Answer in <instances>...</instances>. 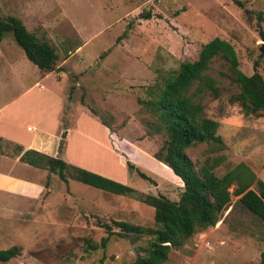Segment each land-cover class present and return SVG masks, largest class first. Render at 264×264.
<instances>
[{
	"label": "rangeland",
	"instance_id": "obj_1",
	"mask_svg": "<svg viewBox=\"0 0 264 264\" xmlns=\"http://www.w3.org/2000/svg\"><path fill=\"white\" fill-rule=\"evenodd\" d=\"M237 1L240 6L233 0H0V17L18 18L26 31L51 46L56 57L52 79H60L52 85L43 81V89L32 86L38 70L8 32L0 39V55L10 60L8 73L0 67V100L31 85L22 99L30 103L29 115L41 118L49 131L61 104L60 129L77 112L92 116L75 124L69 150L77 149V156L105 175L121 174L123 181H116L138 192L176 200L182 189L179 179L165 165L137 153L152 154L166 138L162 126L153 131L159 123L142 102L153 100L163 77L180 62L195 59L212 37L231 45L243 74L256 71L264 82V40L257 32L259 27L264 34V0ZM225 66L221 58L212 60L207 73L219 81L217 94L198 98L203 116L217 123L220 142L193 143L185 153L195 165L217 160L212 169L216 176L241 162L264 182V117L243 116L231 101L235 88L224 77ZM92 120L107 125L106 136ZM102 140L104 150L96 143ZM1 148L17 150L6 142H0ZM124 161L150 180L128 172ZM0 169L37 178L40 185L31 200L0 191V249H18L0 264H126L137 247L147 245L144 235L117 236L111 223L152 225V208L135 197L82 184L67 170L64 182L45 166L37 168L39 175L9 164L0 163ZM263 248L264 223L230 195L219 220L170 249L161 264H256Z\"/></svg>",
	"mask_w": 264,
	"mask_h": 264
},
{
	"label": "trees",
	"instance_id": "obj_2",
	"mask_svg": "<svg viewBox=\"0 0 264 264\" xmlns=\"http://www.w3.org/2000/svg\"><path fill=\"white\" fill-rule=\"evenodd\" d=\"M233 1L240 6V2ZM144 17L147 18L148 14L145 13ZM255 19L259 24L261 15L256 13ZM8 32L26 59L40 72L53 70L56 57L51 46L26 31L18 18L0 17V39ZM257 32L260 39L264 40L259 27ZM217 57L226 65L224 77L235 88L231 101L237 102L243 116L264 117V82L261 76L256 71L249 75L243 74L237 68V59L231 45L223 39L212 37L201 45L195 59L180 62L174 72L165 75L155 98L142 103L154 113L159 123V126L152 127L153 131L156 132L162 126L166 133V138L152 153V157L168 167L180 180L182 189L176 200L138 192L118 181L33 150H26L19 157L30 166H45L48 171L55 170L56 175L64 182V171L67 170L72 180L116 195L132 196L150 206L153 211L151 226L125 221L111 222L118 229L117 236L144 235L149 239L147 245L136 248L137 254L126 264H161L170 249L180 247L193 233L213 226L226 209L230 195L237 197L241 206L264 223V183L255 178L245 164L239 162L216 176L212 169L217 160L195 165L185 153V149L193 143L220 142L215 134L217 123L203 116L198 102L202 93L212 96L217 94L219 81L207 73L210 63ZM102 125L107 127L104 123ZM61 133L63 137L64 131ZM124 165L138 177L150 180L128 161H124ZM252 184L254 189L250 188ZM230 186L231 191L228 190ZM102 227L108 234L112 233L109 224L103 223ZM105 240L106 237H103L99 245L102 246ZM91 247L95 248L96 244ZM17 252L16 246L0 249V261L8 260ZM263 263L264 248L259 252L256 264Z\"/></svg>",
	"mask_w": 264,
	"mask_h": 264
},
{
	"label": "crops",
	"instance_id": "obj_3",
	"mask_svg": "<svg viewBox=\"0 0 264 264\" xmlns=\"http://www.w3.org/2000/svg\"><path fill=\"white\" fill-rule=\"evenodd\" d=\"M1 66L4 69L7 68V73L10 71V60L2 53L0 55V67ZM53 78L54 80L52 79V71L44 73L38 70V76L33 81L32 86H38L39 88L43 89L42 82L46 81L47 79L50 81V85H52L53 81H60L59 77L53 76ZM30 86L24 87V89L19 91L17 95H13L7 100H0V142L12 143L17 148L16 152L14 153L8 152L7 150H3L1 148L0 163L7 165L9 164L10 166L14 165L18 167H27L33 169V171L36 172L37 175H39L38 171L40 170L37 169V167L30 166L19 159L24 151L33 150L50 157L59 158L68 165H72L102 176H106L115 181H123L122 178L119 179L121 177V174L119 177L105 175L101 173L97 168L92 167V164L86 162V159L77 156L79 154L77 149L72 151L69 150V136L75 130V124L78 123L80 119L86 120V118H89L87 117L88 114L84 112H77L74 115L72 122L69 121L64 129H60L58 116L61 111V104L59 105L60 107H57V109H55L54 116L50 120L49 127L51 128V131H49L47 127L48 125L43 124L41 122V118H38L37 115L32 118V116L29 115L30 103L27 100L22 99V97L28 94ZM26 108L27 110H25ZM93 122L106 136L107 127L97 121ZM62 131H64V137L60 138L58 135L61 134ZM106 140H102L104 143L96 142L97 145L100 146V150H104L105 147L102 148V146L103 144H105ZM51 144L53 145L52 148ZM133 147L135 149H138L135 146ZM57 148L60 150L59 154L57 153ZM138 150V154L147 157L153 163H158L160 165L162 164L159 161L155 160L152 157L151 153L149 154L140 149ZM56 154L57 156H55ZM133 166L138 169V167L134 164ZM125 178L126 177H124V179ZM255 178L259 179L258 177ZM0 191L31 200L39 194L40 185L37 183V178L32 179L29 177H21L14 173H10L7 171H3V169H0Z\"/></svg>",
	"mask_w": 264,
	"mask_h": 264
},
{
	"label": "water",
	"instance_id": "obj_4",
	"mask_svg": "<svg viewBox=\"0 0 264 264\" xmlns=\"http://www.w3.org/2000/svg\"><path fill=\"white\" fill-rule=\"evenodd\" d=\"M260 49H262V46H260Z\"/></svg>",
	"mask_w": 264,
	"mask_h": 264
}]
</instances>
